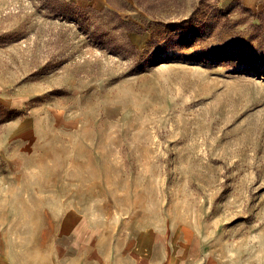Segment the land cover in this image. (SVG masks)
<instances>
[{"label": "rangeland", "instance_id": "obj_1", "mask_svg": "<svg viewBox=\"0 0 264 264\" xmlns=\"http://www.w3.org/2000/svg\"><path fill=\"white\" fill-rule=\"evenodd\" d=\"M70 205L264 264V0H0V209Z\"/></svg>", "mask_w": 264, "mask_h": 264}, {"label": "crops", "instance_id": "obj_2", "mask_svg": "<svg viewBox=\"0 0 264 264\" xmlns=\"http://www.w3.org/2000/svg\"><path fill=\"white\" fill-rule=\"evenodd\" d=\"M0 264H216L201 253L177 252L157 220L95 206H2ZM145 224V225H144Z\"/></svg>", "mask_w": 264, "mask_h": 264}]
</instances>
